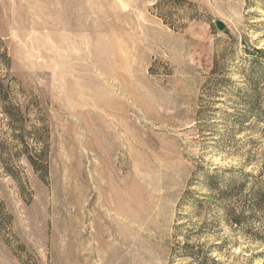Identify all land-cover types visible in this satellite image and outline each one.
<instances>
[{"label": "rangeland", "instance_id": "obj_1", "mask_svg": "<svg viewBox=\"0 0 264 264\" xmlns=\"http://www.w3.org/2000/svg\"><path fill=\"white\" fill-rule=\"evenodd\" d=\"M262 5L0 0V201L13 218L0 264H188L173 256L184 243L264 264L205 188L210 175L264 183V124L244 108Z\"/></svg>", "mask_w": 264, "mask_h": 264}, {"label": "trees", "instance_id": "obj_2", "mask_svg": "<svg viewBox=\"0 0 264 264\" xmlns=\"http://www.w3.org/2000/svg\"><path fill=\"white\" fill-rule=\"evenodd\" d=\"M262 4L264 9V0H262ZM9 64L10 62L6 57L5 50H2V45L0 44V67L8 69ZM263 69L264 61L260 59L253 63L252 68H250L249 73H247L248 90L246 92L247 100L244 103V108L249 114L258 119L259 122L264 124V109H261L259 106L261 99L264 97ZM0 87H2V92L6 90L5 77L2 74L0 78ZM6 106L12 107L11 110L15 111V114L11 112L12 114L10 115L6 112L8 111L7 108H3V115L6 119L9 118L10 125L13 127L12 129H14L13 125H19L22 129V123L17 116L18 113L15 108H13L11 104L10 106ZM255 110L256 112L253 113ZM226 117H230V115ZM241 123L242 122L239 121L236 125H240ZM38 132L42 133L41 130ZM20 133L19 141L22 142L26 135L24 131ZM34 138V145L35 147H39V154H41L42 148L37 138ZM27 159L31 165H35L30 157ZM249 184L250 187L246 191V185ZM205 186L207 193L215 197L219 205L229 213L233 226L238 227L239 230L255 238L259 243L264 245V183L259 180H249L246 176L245 178H238L232 175L223 181V179L217 175H210L206 176ZM212 196L208 195L207 198ZM208 203L209 201L205 199H194L192 200V208L203 209ZM12 220V216L7 212L0 201V234H10ZM210 253L211 252L207 250H203L201 246L189 243H184L182 245L178 244L173 248V256L178 260L189 262L188 264H219L210 257Z\"/></svg>", "mask_w": 264, "mask_h": 264}, {"label": "water", "instance_id": "obj_3", "mask_svg": "<svg viewBox=\"0 0 264 264\" xmlns=\"http://www.w3.org/2000/svg\"><path fill=\"white\" fill-rule=\"evenodd\" d=\"M216 27H217V29H221L222 25L220 23L216 22Z\"/></svg>", "mask_w": 264, "mask_h": 264}]
</instances>
